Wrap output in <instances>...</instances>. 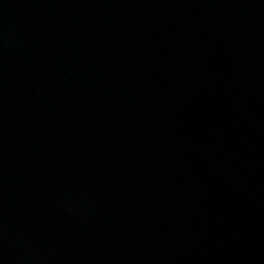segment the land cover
I'll list each match as a JSON object with an SVG mask.
<instances>
[{
  "label": "water",
  "instance_id": "obj_1",
  "mask_svg": "<svg viewBox=\"0 0 264 264\" xmlns=\"http://www.w3.org/2000/svg\"><path fill=\"white\" fill-rule=\"evenodd\" d=\"M0 264H264V0H0Z\"/></svg>",
  "mask_w": 264,
  "mask_h": 264
}]
</instances>
